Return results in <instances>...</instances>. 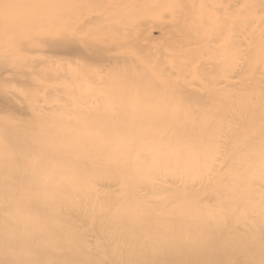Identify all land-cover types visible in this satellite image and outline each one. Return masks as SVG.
Wrapping results in <instances>:
<instances>
[{"label":"rangeland","instance_id":"obj_1","mask_svg":"<svg viewBox=\"0 0 264 264\" xmlns=\"http://www.w3.org/2000/svg\"><path fill=\"white\" fill-rule=\"evenodd\" d=\"M143 103L152 110L135 123L131 112ZM261 129L264 0H0V134L10 141H0V264H151L172 244L186 250L206 231L214 235L197 244L199 264L234 257L264 264ZM117 132H148L137 159L153 151L162 167L165 154L177 157L178 167L154 169L146 187L112 163L92 177L101 157L117 153L99 143L124 141ZM81 137L92 139L91 168L54 163L51 146L74 149ZM173 147L181 150H161ZM190 156L199 157L197 165ZM51 166L64 176L54 177ZM80 173L82 191L71 185L74 198L54 217L50 206L35 204L39 213L27 223L29 195H46L43 186ZM141 201L150 223L119 226L145 212ZM48 217L69 225L54 241L40 230ZM79 233L76 247L71 238Z\"/></svg>","mask_w":264,"mask_h":264},{"label":"bare ground","instance_id":"obj_2","mask_svg":"<svg viewBox=\"0 0 264 264\" xmlns=\"http://www.w3.org/2000/svg\"><path fill=\"white\" fill-rule=\"evenodd\" d=\"M191 38V37H189ZM151 103H143V106L141 107H136L134 109V111H132V121H134L135 123H137L139 120L138 118H146V116L151 112ZM119 127L116 124H114V128ZM142 129H145L144 127H142ZM262 132H264V129H261ZM202 132H208V129L203 128ZM148 132H146L145 134H141V135H132L130 137H122L120 136V132H117V137L124 139V141L121 142H117V143H113V144H105L104 141H101V143H99V145L104 146L103 148H105L107 151H117L116 154L111 155L110 157H101V159H99L98 162L99 165H102V167H99L97 169V172L95 173V175H92V177L95 178H99L101 177L105 172H107L108 170H110V167L108 164L112 163L117 165L118 167L122 168L125 173H126V177L128 178V180L130 179H135L137 180L136 182H131L133 184H138L140 187L141 186H148L149 184H151V182H149V175L150 173L156 169V171H158V169L160 170H166V171H170L171 169L175 170L178 165L176 163V158L172 155H163L162 158H164L168 163H167V168L162 167V163L158 161L159 158V154L156 152L151 151L150 153H148L147 156V160H141L139 161L137 159L136 154L134 153L136 150L140 149H145L146 145L148 143V139H149V135L147 134ZM7 137H5V135L0 134V141L2 144L6 145L8 144L10 141L8 139H6ZM84 139V140H81ZM80 141H79V145L75 146L74 149H70L67 146L63 147V145H59L60 147L57 146H51L50 147V151L52 153H55L53 161L56 164H61V163H66V164H72L74 166V169H88L91 168L92 164L90 163L89 160V156L90 153L89 151L91 150V144L92 142H87V140H90V138H84L81 137ZM92 140V139H91ZM21 141H15L12 144L15 145L16 148H20ZM11 144V143H10ZM98 145V147H99ZM146 150V149H145ZM164 152H169V151H174V152H178L180 151V147H173V148H169V149H161ZM24 151H21L22 156H24L25 154H23ZM97 153H103L102 151H97ZM63 155V156H62ZM3 156H7L9 163H15L17 162V158L16 157H12L11 155H6L4 154ZM91 157V156H90ZM191 159L189 165H197L198 161H199V157H195V156H190L189 157ZM4 159V157H0V160ZM49 168H52L49 167ZM12 169L14 171H16V174L19 175L18 168L12 167L9 168ZM53 169H57L58 173L54 174L53 173ZM48 171V170H47ZM33 172V171H32ZM49 173L54 174L55 176H64V172L61 169V167L59 166H53L52 168V172L48 171ZM60 172V173H59ZM93 172V173H94ZM80 176V177H79ZM79 176H72V178H67V179H57V180H53L51 181L52 183L48 184V188H46L45 186L44 189L47 191V194L45 195V193L42 192H37L36 195H29L28 196V201L29 204L28 206L24 209V212L27 216V223L28 220L30 218L31 220V214L33 213V206L36 204L37 207L39 208L40 206H50L52 211H51V217L55 216V213L58 210V206L62 205L65 200L69 197H73L74 195L73 192L70 193V186L73 184H77L79 186H83V188L79 191H82L85 188L86 185V181L83 178V174L80 173ZM33 183V187L36 188L38 190V182L34 183V181H32ZM140 204H144V206H146L144 208V213L142 214H136L135 212H132V216H129V219L127 220H123L121 219L120 221H117V224L119 226H123L124 229L126 228H131V229H139L142 228L144 226H146L147 224L150 223V213L148 210V205L147 203H143L142 201L140 202ZM137 206V204H136ZM152 206H158L157 202H154ZM154 207V208H156ZM72 208V207H71ZM125 209H129V208H125ZM36 211V210H35ZM35 211L33 213V216L35 214ZM38 212V211H36ZM39 213V212H38ZM38 216V215H37ZM124 214L121 213L120 217L123 218ZM36 217V216H35ZM34 217V218H35ZM35 220V219H34ZM56 221V223L54 222ZM196 222L193 223V225L196 226ZM30 225V223H29ZM125 225H127L125 227ZM43 228H41V233H42V237L44 239H52L54 241V234L56 233V231L59 228H63L66 229L69 228V225L67 222L61 221L59 219L53 220L51 218H46V220L43 222L42 224ZM199 226V223H198ZM158 230L161 232L160 234L162 236H165L167 234V231L164 230L162 231L160 228H158ZM217 233V238L218 239H223L224 237V233L220 230L216 231ZM211 235L213 237V232L212 231H206L205 233H201L200 235H197V237L194 239L193 244H191V246H188L186 248V250L181 249L180 247H178L175 244H172L171 247L169 248V250L166 253H161L159 256H155L151 259V264H199L200 262V250L199 247H203V244L208 243L210 240V236ZM211 237V238H212ZM80 238V233L79 234H75L72 236L71 240L72 243L76 246L79 247V241L78 239ZM143 238H148V241L151 243H155L157 241V237L156 235H153V233L149 232V231H144L143 230ZM209 240V241H208ZM53 241H49L50 243ZM206 241V242H205ZM208 241V242H207ZM157 247H154V252H158ZM216 250V249H215ZM78 256H82V249H79L78 252ZM47 261V260H46ZM233 262H231V264H239V260L237 257H234L232 259ZM45 264V263H44ZM55 264H65L63 259H60L59 261H57ZM209 264H213L212 261L210 260ZM249 264V263H248Z\"/></svg>","mask_w":264,"mask_h":264}]
</instances>
